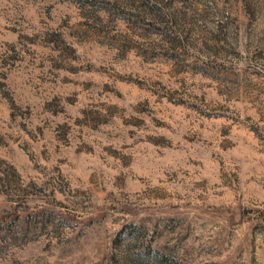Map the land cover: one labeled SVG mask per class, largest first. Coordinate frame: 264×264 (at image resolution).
Segmentation results:
<instances>
[{"label":"rangeland","instance_id":"1","mask_svg":"<svg viewBox=\"0 0 264 264\" xmlns=\"http://www.w3.org/2000/svg\"><path fill=\"white\" fill-rule=\"evenodd\" d=\"M0 264H264V0H0Z\"/></svg>","mask_w":264,"mask_h":264}]
</instances>
